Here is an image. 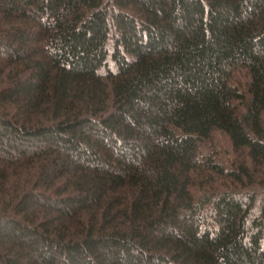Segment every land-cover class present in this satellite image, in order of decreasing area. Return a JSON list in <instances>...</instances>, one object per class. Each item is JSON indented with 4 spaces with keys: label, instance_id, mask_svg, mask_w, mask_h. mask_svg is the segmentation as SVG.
I'll return each instance as SVG.
<instances>
[{
    "label": "trees",
    "instance_id": "1",
    "mask_svg": "<svg viewBox=\"0 0 264 264\" xmlns=\"http://www.w3.org/2000/svg\"><path fill=\"white\" fill-rule=\"evenodd\" d=\"M0 264H264V0H0Z\"/></svg>",
    "mask_w": 264,
    "mask_h": 264
},
{
    "label": "rangeland",
    "instance_id": "2",
    "mask_svg": "<svg viewBox=\"0 0 264 264\" xmlns=\"http://www.w3.org/2000/svg\"><path fill=\"white\" fill-rule=\"evenodd\" d=\"M221 144V146H222V144H223V142L222 143H220ZM228 146V145H227ZM230 150V149H229Z\"/></svg>",
    "mask_w": 264,
    "mask_h": 264
}]
</instances>
